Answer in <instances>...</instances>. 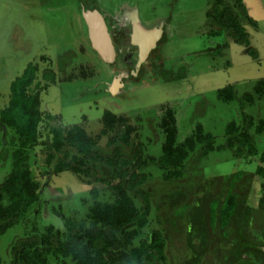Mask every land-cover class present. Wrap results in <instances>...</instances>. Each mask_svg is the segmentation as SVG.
Listing matches in <instances>:
<instances>
[{
	"label": "trees",
	"instance_id": "trees-1",
	"mask_svg": "<svg viewBox=\"0 0 264 264\" xmlns=\"http://www.w3.org/2000/svg\"><path fill=\"white\" fill-rule=\"evenodd\" d=\"M232 1L234 5L215 0L207 12L214 25L210 35L225 34L234 43L249 46L246 26L257 24L245 13L243 0ZM228 47L229 43L218 45L215 53L222 55ZM47 74L55 82L54 74ZM36 75L37 67L30 65L13 82L10 105L0 115V157L12 162L0 184V239L17 226L27 232L12 245L9 264H50L51 258L72 264H236L243 260L252 247L253 231L264 229V184L258 208L249 200L254 176L264 178V167L254 174L237 171L207 177L201 166L190 162L194 156L199 161L212 152L230 150L237 158L259 156L264 164V151L258 146L264 118L242 108V119L228 124L221 144L201 124L194 138L179 143L174 112L169 110L161 122L165 134L161 153L154 156L146 154L138 128L128 118L107 112L99 136L108 138L106 149L80 126L53 131L51 143H45L43 150L40 167L46 179L42 184L30 164L42 120V86L40 81L34 84ZM218 98L226 103L262 102L264 79L255 81L242 98L234 85L218 90ZM9 129L15 132L11 141ZM63 171L73 172L93 187L92 204L83 218L67 217L55 209L62 228L53 224L40 228L32 218L40 211L51 175ZM105 192L108 200L101 199ZM0 264H6L1 257Z\"/></svg>",
	"mask_w": 264,
	"mask_h": 264
},
{
	"label": "rangeland",
	"instance_id": "rangeland-1",
	"mask_svg": "<svg viewBox=\"0 0 264 264\" xmlns=\"http://www.w3.org/2000/svg\"><path fill=\"white\" fill-rule=\"evenodd\" d=\"M129 2L138 8L149 32L156 29L165 34L149 56L144 50L148 62L141 66L139 78L133 75L135 71L138 73V47L131 48V67L126 68L128 63L123 57L118 58L117 67L106 64L83 36L85 25L77 1L65 0L61 9H48L37 4L28 7L22 0H0V115L10 105L12 83L30 63L37 62L40 69L35 84L44 82L42 72L51 67L58 75L56 85L39 91L43 115L30 164L42 184L46 179L45 170L40 167L44 164L43 150L45 143L52 141V132L80 125L106 149L108 138L99 136L103 129L101 121L109 111L127 117L138 128L139 142L145 146L146 154L154 156L161 153L165 136L161 122L169 110L174 112L179 143L194 138L201 124L205 132L216 137V144H221L228 124L242 119V108L249 115L264 118V101L250 105L244 100L226 103L218 98V90L229 85L237 86L238 97L242 98L255 81L264 79V0H243L245 13L257 24L256 28L246 26L249 46L234 43L225 34L210 35L214 25L207 12L215 0ZM227 2L234 5L232 0ZM224 43H229V47L218 56L214 48ZM124 45L129 46L130 42ZM65 52L67 58L62 62L59 57ZM42 56L49 59L42 60ZM162 67L166 73L161 76ZM177 73L182 76L178 80ZM50 76L46 74L45 80L51 81ZM118 78L133 85L127 84L124 91L112 93L110 85ZM14 134L9 129L7 139L11 141ZM258 146L260 152L264 151V133L258 139ZM1 150L0 146V153ZM196 158H192L190 165L201 166L207 177L228 176L239 170L255 173L261 165L259 156L236 161L230 150L212 152L199 161ZM11 169V160L0 157V184ZM151 170L155 175L160 174L156 168ZM263 182L262 177H255L251 195L255 206ZM92 188L71 171L52 175L45 186L40 211L32 221L40 228L50 224L62 228L63 221L55 209L67 217L83 218L92 204ZM108 198V192L102 194L101 199ZM26 235L25 229L17 226L0 239V257L4 263L11 262L15 241ZM50 264L72 263L51 258Z\"/></svg>",
	"mask_w": 264,
	"mask_h": 264
},
{
	"label": "flooded vegetation",
	"instance_id": "flooded-vegetation-1",
	"mask_svg": "<svg viewBox=\"0 0 264 264\" xmlns=\"http://www.w3.org/2000/svg\"><path fill=\"white\" fill-rule=\"evenodd\" d=\"M22 1L28 7L33 6V4H37L39 6L46 7L48 9H61L63 7L62 5H63L65 0H22ZM72 1L78 2L77 5L79 8V12H80L81 18L83 20V23L85 25V33L83 34V36L89 41L91 47L93 48L94 51H96L98 53V55L101 57V59H102V56L93 46V43L91 40L90 26L88 25V23L89 24L95 23L94 25H98L99 23H96L94 21L95 20L94 18L103 19V21L107 27L108 34H109V36L112 40V43L114 45V48H115L114 63L109 64V65H114L117 67L116 64H117L118 58L123 57L124 62L128 63V66L126 68L131 67L133 65V64L131 65V60L133 58V56H132L133 51L131 48L134 46L138 47V52H137L138 63L136 65L137 66L136 70L138 73H136V71L134 70L135 72H133V75H135L139 78L140 75L142 74L141 73L142 72L141 66H143V64L148 62V59L146 58L147 56H145V57L143 56L144 50H141V48L144 46H147L148 42L156 40L157 42L155 43V45H153L151 48L147 49V54L149 56L153 52L154 49L158 48V46L160 45L159 42L161 40L162 41L164 40V35H165L164 31H162V33H161V31L155 29L152 32H149V27L145 26L142 22V19L140 18V13H139L138 8L135 5H131L129 0H72ZM89 14H93V15L88 16ZM89 20H90V22H89ZM159 24L160 23H158V26H159ZM156 25L157 24H155V26ZM128 33H129V38L127 37ZM126 41L130 42L129 46L124 45V43H126ZM119 43L123 46V49L121 47H119L120 46V45H118ZM161 44H162V42H161ZM127 48L130 49V51L127 50ZM59 58H61L62 62H63L64 58H67L66 52L64 53V55H61ZM41 59L46 60L49 58L46 56H42ZM106 64H108V63H106ZM30 65L37 67V74H38L40 69H39L37 62L30 63L27 66V68L25 69V71L28 69V67ZM126 68L125 67L122 69L119 68V70H123ZM25 71H24V73H25ZM61 71H63V68H61ZM163 71H165V69H163V67H162L161 71H160L161 76L163 75ZM49 72L54 74L55 82H53V80H51L50 82H52V83L47 84L46 80L44 79V76ZM42 75H43L42 80L44 82L40 81L41 86H42L41 89L46 88V87H50L51 85L54 86L57 84L58 75H57V72L55 70H53L52 67L49 70H47V71L45 70L44 72H42ZM177 75H178V73H177ZM34 84H35V82H34ZM127 84H130L131 86L133 85L132 83L122 81L121 78H118L117 80H114L111 83L110 92L114 93V92H120V90L124 91L125 86ZM32 88H34V86H32ZM11 89H12V85H11ZM40 112L42 113L41 109H40ZM42 115H43V113H42ZM101 123H102V121H101ZM150 123H151V120H150ZM71 126H80V125H71ZM71 126H67V127H71ZM67 127H65V128H67ZM163 141H164V138H163ZM47 143L50 144L51 142H47ZM162 144H163V142H162ZM232 155L234 156L236 161L244 160L243 158H237L233 154V152H232ZM251 158H253V157H251ZM248 159H250V158H248ZM263 165L264 164L261 163L260 166H263ZM258 168H259V166H258ZM258 168H257V170H258ZM257 170H256V172H257ZM239 171H243V170H239ZM244 172H247V171H244ZM248 173H251V172H248ZM214 176H217V175H213V176H209V177H214ZM256 176H259V175H256ZM256 176H254V181H255ZM50 179H51V177H50ZM254 181H253V183H254ZM253 183H252V189H251V192L249 195V200H250V204L253 207L258 208L259 201H260V198L262 196V186H263L264 182L261 185L260 198H259L258 204L256 206L252 204V200H251V195H252V191H253ZM255 241H258V243L257 242L255 243ZM259 241L262 243H259ZM243 256H244L243 260L240 262H237L236 264H248L251 262H252V264H264V229H261V230L257 229V230L253 231L252 247L249 248L248 254H244Z\"/></svg>",
	"mask_w": 264,
	"mask_h": 264
},
{
	"label": "water",
	"instance_id": "water-1",
	"mask_svg": "<svg viewBox=\"0 0 264 264\" xmlns=\"http://www.w3.org/2000/svg\"><path fill=\"white\" fill-rule=\"evenodd\" d=\"M93 14H89L88 16H92ZM95 19V20H94ZM93 20L98 25H94L95 23H88L90 26L91 32V40L93 43L94 48L100 53L102 59L108 63L113 64L115 60V48L112 43V40L108 34L107 27L103 21V19L94 18ZM90 22V20H89ZM153 45L148 44L141 48V50H147L151 48Z\"/></svg>",
	"mask_w": 264,
	"mask_h": 264
},
{
	"label": "bare ground",
	"instance_id": "bare-ground-1",
	"mask_svg": "<svg viewBox=\"0 0 264 264\" xmlns=\"http://www.w3.org/2000/svg\"><path fill=\"white\" fill-rule=\"evenodd\" d=\"M156 42H157V41L154 40V41L148 42V44L155 45Z\"/></svg>",
	"mask_w": 264,
	"mask_h": 264
}]
</instances>
